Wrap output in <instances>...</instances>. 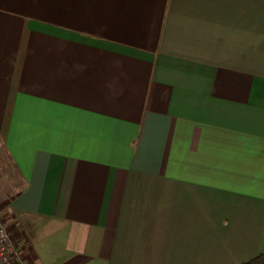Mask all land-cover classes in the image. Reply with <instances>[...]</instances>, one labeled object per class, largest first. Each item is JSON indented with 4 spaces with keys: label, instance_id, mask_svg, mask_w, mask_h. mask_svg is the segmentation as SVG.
I'll list each match as a JSON object with an SVG mask.
<instances>
[{
    "label": "crops",
    "instance_id": "1",
    "mask_svg": "<svg viewBox=\"0 0 264 264\" xmlns=\"http://www.w3.org/2000/svg\"><path fill=\"white\" fill-rule=\"evenodd\" d=\"M0 139L25 264L249 261L264 0H0Z\"/></svg>",
    "mask_w": 264,
    "mask_h": 264
},
{
    "label": "trees",
    "instance_id": "2",
    "mask_svg": "<svg viewBox=\"0 0 264 264\" xmlns=\"http://www.w3.org/2000/svg\"><path fill=\"white\" fill-rule=\"evenodd\" d=\"M0 142H1V145H2L3 152L5 154V159L0 158L1 159L0 161L1 162H6V164L10 163L11 166H12V172L16 174V181H13L14 177L12 175L0 172V179H4L6 181V184L8 185V186L5 187V190L7 191L8 189L11 188V192H9V195L11 196V195H13V194H15V193H17V192H19V191H21L23 189V187L25 185V181L21 177L18 167L13 162L10 154L8 153V151L5 148L3 142L1 141V139H0ZM2 165H3V163H2ZM1 167H0V170L3 168V167L2 168ZM2 181L3 180H0V182H2ZM243 264H264V251L262 253L258 254L257 256H255L254 258L250 259L249 261L243 263Z\"/></svg>",
    "mask_w": 264,
    "mask_h": 264
},
{
    "label": "built area",
    "instance_id": "3",
    "mask_svg": "<svg viewBox=\"0 0 264 264\" xmlns=\"http://www.w3.org/2000/svg\"><path fill=\"white\" fill-rule=\"evenodd\" d=\"M0 264H25L12 243L0 212Z\"/></svg>",
    "mask_w": 264,
    "mask_h": 264
},
{
    "label": "rangeland",
    "instance_id": "4",
    "mask_svg": "<svg viewBox=\"0 0 264 264\" xmlns=\"http://www.w3.org/2000/svg\"><path fill=\"white\" fill-rule=\"evenodd\" d=\"M0 158H2V159H5V154H4V152H3V149H2V145H1V142H0ZM1 160V159H0ZM2 163H3V165H2ZM3 168H2V167ZM0 167L2 168L1 170H0V172H3V173H7V174H10V175H12L14 178H13V181H16V174L15 173H13L12 172V166H11V164L10 163H7L6 164V162H1L0 161ZM5 168V169H4ZM0 180H3L2 182H0V203H3V202H5L8 198H9V192H11V188L10 189H8L7 191L5 190V187L6 186H8L7 184H6V181L4 180V179H0Z\"/></svg>",
    "mask_w": 264,
    "mask_h": 264
}]
</instances>
